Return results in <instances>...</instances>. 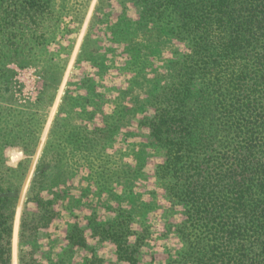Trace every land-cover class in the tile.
<instances>
[{"label":"rangeland","instance_id":"374dc122","mask_svg":"<svg viewBox=\"0 0 264 264\" xmlns=\"http://www.w3.org/2000/svg\"><path fill=\"white\" fill-rule=\"evenodd\" d=\"M35 1L39 24L21 13L26 0H0V192L16 196L1 212L8 264H200L187 256L199 228L183 191L157 175L163 156L140 124L186 43L147 22L138 0ZM38 194L56 215L21 239L23 217L41 215L27 201ZM74 224L82 245L69 240Z\"/></svg>","mask_w":264,"mask_h":264},{"label":"trees","instance_id":"16d2710c","mask_svg":"<svg viewBox=\"0 0 264 264\" xmlns=\"http://www.w3.org/2000/svg\"><path fill=\"white\" fill-rule=\"evenodd\" d=\"M138 1L147 22L187 45L174 53L167 79H156L155 93L145 99L153 111L140 120L163 156L157 175L169 180L170 191H183L188 222L199 228L192 227L198 238L187 256L200 264H264V0ZM39 2L26 0L30 7L21 10L32 24H39ZM45 172L42 161L35 177ZM15 197L0 192L6 264L12 222L1 212ZM33 200L41 215L23 217L21 239L33 220L47 227L56 215L53 199L38 194L27 201ZM68 234L71 243L84 244L77 224Z\"/></svg>","mask_w":264,"mask_h":264}]
</instances>
